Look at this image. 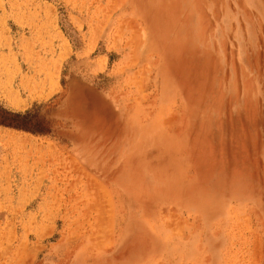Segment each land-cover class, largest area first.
<instances>
[{
    "label": "rangeland",
    "instance_id": "374dc122",
    "mask_svg": "<svg viewBox=\"0 0 264 264\" xmlns=\"http://www.w3.org/2000/svg\"><path fill=\"white\" fill-rule=\"evenodd\" d=\"M0 264H264V0H0Z\"/></svg>",
    "mask_w": 264,
    "mask_h": 264
}]
</instances>
